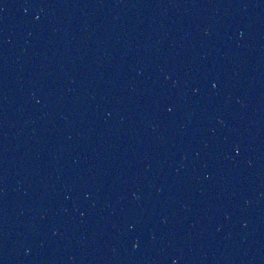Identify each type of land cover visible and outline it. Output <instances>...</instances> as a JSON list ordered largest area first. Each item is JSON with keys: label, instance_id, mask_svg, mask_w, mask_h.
I'll use <instances>...</instances> for the list:
<instances>
[{"label": "water", "instance_id": "95a60500", "mask_svg": "<svg viewBox=\"0 0 264 264\" xmlns=\"http://www.w3.org/2000/svg\"><path fill=\"white\" fill-rule=\"evenodd\" d=\"M0 264H264V0H0Z\"/></svg>", "mask_w": 264, "mask_h": 264}]
</instances>
